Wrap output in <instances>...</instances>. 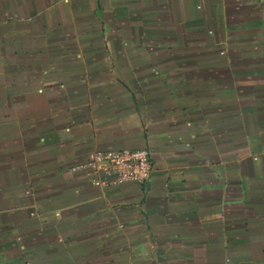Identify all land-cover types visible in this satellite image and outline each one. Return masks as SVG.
<instances>
[{
    "label": "crops",
    "instance_id": "1",
    "mask_svg": "<svg viewBox=\"0 0 264 264\" xmlns=\"http://www.w3.org/2000/svg\"><path fill=\"white\" fill-rule=\"evenodd\" d=\"M260 121L264 0H0V264H264Z\"/></svg>",
    "mask_w": 264,
    "mask_h": 264
},
{
    "label": "built area",
    "instance_id": "2",
    "mask_svg": "<svg viewBox=\"0 0 264 264\" xmlns=\"http://www.w3.org/2000/svg\"><path fill=\"white\" fill-rule=\"evenodd\" d=\"M70 170L85 172L97 187H115L130 182L144 185L153 170V160L146 148L94 151Z\"/></svg>",
    "mask_w": 264,
    "mask_h": 264
},
{
    "label": "rangeland",
    "instance_id": "3",
    "mask_svg": "<svg viewBox=\"0 0 264 264\" xmlns=\"http://www.w3.org/2000/svg\"><path fill=\"white\" fill-rule=\"evenodd\" d=\"M260 123L262 124V123H264L263 121H260ZM240 124H241V122H240Z\"/></svg>",
    "mask_w": 264,
    "mask_h": 264
}]
</instances>
